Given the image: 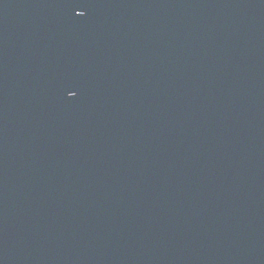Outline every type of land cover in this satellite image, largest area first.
Returning <instances> with one entry per match:
<instances>
[{
  "label": "water",
  "instance_id": "obj_1",
  "mask_svg": "<svg viewBox=\"0 0 264 264\" xmlns=\"http://www.w3.org/2000/svg\"><path fill=\"white\" fill-rule=\"evenodd\" d=\"M0 264H264V0H0Z\"/></svg>",
  "mask_w": 264,
  "mask_h": 264
}]
</instances>
